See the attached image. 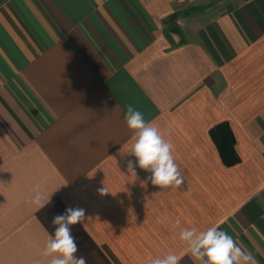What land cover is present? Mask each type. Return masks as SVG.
Wrapping results in <instances>:
<instances>
[{"label":"crops","instance_id":"crops-1","mask_svg":"<svg viewBox=\"0 0 264 264\" xmlns=\"http://www.w3.org/2000/svg\"><path fill=\"white\" fill-rule=\"evenodd\" d=\"M129 104L174 146L179 188L128 172ZM68 207L87 264H199L180 231L216 225L264 264V0H0V264H49Z\"/></svg>","mask_w":264,"mask_h":264},{"label":"clouds","instance_id":"clouds-1","mask_svg":"<svg viewBox=\"0 0 264 264\" xmlns=\"http://www.w3.org/2000/svg\"><path fill=\"white\" fill-rule=\"evenodd\" d=\"M124 119L134 136V143L127 154L135 159L127 161L128 172L135 174L136 167H139L150 173L147 181L152 185L179 188L183 178L175 162L171 142L166 141L158 128L146 122L143 113L131 104L127 105ZM100 193L103 195L107 191L103 187ZM50 198L44 201L37 186L30 202L37 205L39 211L50 203ZM86 217V210L82 207H68L63 214L53 217L51 223L55 227L48 235L42 252L43 256L51 257L49 264H87L85 257L76 255L79 245L71 231L72 226L82 223ZM179 239L186 243L189 254L199 264H258L251 252L237 244L218 225L199 232L196 228H184ZM180 259L170 253L163 258L152 259L150 264H179Z\"/></svg>","mask_w":264,"mask_h":264},{"label":"trees","instance_id":"trees-1","mask_svg":"<svg viewBox=\"0 0 264 264\" xmlns=\"http://www.w3.org/2000/svg\"><path fill=\"white\" fill-rule=\"evenodd\" d=\"M210 135L225 166L233 167L240 163V158L235 149L236 139L229 123L223 122L215 126L211 129Z\"/></svg>","mask_w":264,"mask_h":264}]
</instances>
